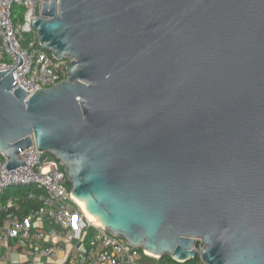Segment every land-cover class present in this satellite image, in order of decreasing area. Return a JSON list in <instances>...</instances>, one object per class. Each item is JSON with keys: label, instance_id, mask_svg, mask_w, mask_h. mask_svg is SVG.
<instances>
[{"label": "water", "instance_id": "obj_1", "mask_svg": "<svg viewBox=\"0 0 264 264\" xmlns=\"http://www.w3.org/2000/svg\"><path fill=\"white\" fill-rule=\"evenodd\" d=\"M41 16L40 45L68 61L67 78L15 88L11 49L6 168L25 164L33 135L73 198L130 246L264 264V0H48Z\"/></svg>", "mask_w": 264, "mask_h": 264}, {"label": "built area", "instance_id": "obj_2", "mask_svg": "<svg viewBox=\"0 0 264 264\" xmlns=\"http://www.w3.org/2000/svg\"><path fill=\"white\" fill-rule=\"evenodd\" d=\"M45 1L0 0V71L16 67L18 54L22 63L12 71L14 86L29 95L67 78L68 61L41 47L33 25ZM25 34L31 38L22 45ZM31 139L32 145L16 155L24 165L8 170V158L0 152V264H150L145 260L159 259L90 221L71 195L60 162ZM20 186L36 192L6 195ZM28 200L39 204L23 209Z\"/></svg>", "mask_w": 264, "mask_h": 264}, {"label": "rangeland", "instance_id": "obj_3", "mask_svg": "<svg viewBox=\"0 0 264 264\" xmlns=\"http://www.w3.org/2000/svg\"><path fill=\"white\" fill-rule=\"evenodd\" d=\"M14 10H15V12H19L20 10H21V8L20 7H15L14 8ZM24 37H26L25 38V40L22 42V45H25V44H27V42L30 40V38H31V35L30 34H25L24 35ZM28 187L29 186H20V187H13V188H10L9 190H19V188H21V189H28ZM33 187V186H32ZM8 190V191H9ZM32 192H35V191H32ZM147 263H150V264H160L159 263V260H157V259H148V260H145ZM161 264H163V263H161ZM167 264V263H166ZM168 264H201V261H200V259L199 258H192V259H190L189 261H186V262H170V263H168Z\"/></svg>", "mask_w": 264, "mask_h": 264}, {"label": "trees", "instance_id": "obj_4", "mask_svg": "<svg viewBox=\"0 0 264 264\" xmlns=\"http://www.w3.org/2000/svg\"><path fill=\"white\" fill-rule=\"evenodd\" d=\"M26 191H33L32 188L29 187V189H22V190H9L8 191V195L9 193L11 194H14V195H24ZM38 202L35 201V200H28V201H25L23 206H25L26 210L29 209V208H36L38 206ZM148 259H152V258H148ZM159 260V263H163V264H168L170 262H174L169 256H164V257H161L158 259Z\"/></svg>", "mask_w": 264, "mask_h": 264}, {"label": "bare ground", "instance_id": "obj_5", "mask_svg": "<svg viewBox=\"0 0 264 264\" xmlns=\"http://www.w3.org/2000/svg\"><path fill=\"white\" fill-rule=\"evenodd\" d=\"M77 202H78V204L80 205V207L83 209L84 213L86 214L87 218H88L90 221H92V222H94V223H95V222H96V223H99V222L97 221L96 218H94L92 215H90V214L86 211L85 206H84V203H83L82 201L77 200Z\"/></svg>", "mask_w": 264, "mask_h": 264}, {"label": "crops", "instance_id": "obj_6", "mask_svg": "<svg viewBox=\"0 0 264 264\" xmlns=\"http://www.w3.org/2000/svg\"><path fill=\"white\" fill-rule=\"evenodd\" d=\"M30 188H32V190L36 192V190H35L33 187H30ZM25 189H26V188H25ZM28 189H29V187H28ZM19 190H22V189L19 188ZM27 192H30V191H26L25 193H27ZM7 193H8V191H7ZM7 193H6V195H8ZM9 195H14V194L9 193ZM25 208H26V207L23 206V209H25Z\"/></svg>", "mask_w": 264, "mask_h": 264}]
</instances>
